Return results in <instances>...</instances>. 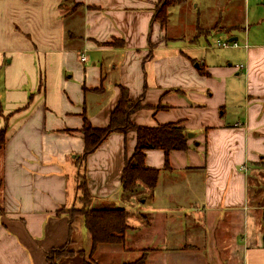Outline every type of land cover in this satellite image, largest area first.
<instances>
[{
  "label": "crops",
  "instance_id": "crops-1",
  "mask_svg": "<svg viewBox=\"0 0 264 264\" xmlns=\"http://www.w3.org/2000/svg\"><path fill=\"white\" fill-rule=\"evenodd\" d=\"M159 2L0 0V264H48L47 252L75 238L90 248L82 220L69 228L60 212L84 171L92 208L123 205L125 242L151 249L146 264H264V43L230 34L240 62L224 64L209 33L174 43L153 18ZM119 87L141 100L136 125L179 122L193 135L167 168L161 150L146 151L159 173L137 204L120 185L134 132L111 134L75 164L84 118L105 127ZM95 250L94 264L132 252Z\"/></svg>",
  "mask_w": 264,
  "mask_h": 264
},
{
  "label": "trees",
  "instance_id": "trees-1",
  "mask_svg": "<svg viewBox=\"0 0 264 264\" xmlns=\"http://www.w3.org/2000/svg\"><path fill=\"white\" fill-rule=\"evenodd\" d=\"M187 0H162L156 5L154 20L161 25L165 24L168 18L167 9L176 5H183ZM120 95L118 103L110 113L109 122L105 127H92L84 118V123L80 129L83 136V153L75 159L76 166L82 169L86 157L94 152L111 134L135 133V147L133 153L126 157L120 185L124 194L134 193L140 186L153 189L156 185L158 173L157 169L148 168L145 165V153L148 150H161L164 153V168L168 167V155L172 151H186L189 148L187 133L179 122L158 124L154 127H144L136 125L131 116L143 106L141 100H131L128 91L119 87ZM6 125L0 129V150L5 143ZM84 171V170H83ZM81 175V176H79ZM80 182L76 188L81 192V209L75 208L67 211L69 214V228L74 221L72 215H80L82 224L91 238V252L97 245H122L125 239V232L129 230L126 223V212L123 208H90L91 196L87 188L85 171L78 173ZM76 178V180H78ZM68 210V209H67ZM1 211V208H0ZM61 212V211H60ZM262 225V246L264 247V209L261 213ZM67 245L51 250L46 253L48 264H57L59 256L66 253ZM150 250H146L148 253ZM80 264H94L93 262L80 261ZM122 264H146V257L143 255L132 262Z\"/></svg>",
  "mask_w": 264,
  "mask_h": 264
},
{
  "label": "rangeland",
  "instance_id": "rangeland-1",
  "mask_svg": "<svg viewBox=\"0 0 264 264\" xmlns=\"http://www.w3.org/2000/svg\"><path fill=\"white\" fill-rule=\"evenodd\" d=\"M162 0H160L161 3ZM168 18L166 21L168 34L170 39L174 43L180 42L181 40H188L197 33H209L205 36L209 37L208 40L215 48L212 51L218 52L220 56L226 59L224 64L230 63L232 66L238 64L236 60L239 61L242 50H237L233 48H217L216 44L219 40L220 42H227L230 34H235L238 38V45L242 46L246 43L245 36L248 37V42H259L264 43V0H187L183 5H176L167 9ZM165 24V25H166ZM238 29V30H236ZM204 35V34H203ZM240 62V61H239ZM238 67V66H237ZM229 109V107H227ZM192 134V133H187ZM193 137V136H192ZM191 137V138H192ZM189 138V139H191ZM81 176V175H79ZM82 177V176H81ZM77 183L80 182V178H77ZM2 188V180L0 177V191ZM79 192V196L74 202L73 206L70 208H62L61 214L65 217H69L67 211L72 209H81V199L82 196ZM140 191L136 190L134 193L124 194V198L130 199L137 204V202L144 197ZM95 203V202H94ZM92 198L90 199L88 207L93 206ZM122 208V204H118V208ZM68 209V210H67ZM140 222H147L148 217L144 213L138 214ZM137 216V217H138ZM74 221L72 225L74 229L78 228V222L82 220L80 215H72ZM143 220H142V219ZM69 222V220H68ZM84 229V228H83ZM86 230V229H85ZM128 230L125 232L124 236ZM130 233V231H129ZM90 248L85 249L82 243H79L75 238L73 242L68 243L66 247V253L59 256L58 264H80V261L93 262L94 256H96V248L91 252V238ZM125 242V239H124ZM124 244V243H123ZM122 244V245H123ZM100 245H97L98 247ZM117 246L119 251L132 250L131 253L122 254L125 260H135L142 257L143 255L147 257L148 253L145 248H133L131 243H126L124 249L121 245H106L103 247ZM82 247V248H81ZM151 250V249H150ZM122 252H120L121 254ZM118 256V257H117ZM109 256L108 262L114 258V262L110 264H120L117 263V259L121 258L118 254Z\"/></svg>",
  "mask_w": 264,
  "mask_h": 264
},
{
  "label": "built area",
  "instance_id": "built-area-1",
  "mask_svg": "<svg viewBox=\"0 0 264 264\" xmlns=\"http://www.w3.org/2000/svg\"><path fill=\"white\" fill-rule=\"evenodd\" d=\"M216 47H221V48H227V47H237V43L236 42H220L217 41ZM85 57L83 55H81L80 60L84 61Z\"/></svg>",
  "mask_w": 264,
  "mask_h": 264
},
{
  "label": "water",
  "instance_id": "water-1",
  "mask_svg": "<svg viewBox=\"0 0 264 264\" xmlns=\"http://www.w3.org/2000/svg\"><path fill=\"white\" fill-rule=\"evenodd\" d=\"M237 38L236 37H232L230 39H228V42H236ZM193 135L192 134H188L187 137L191 138Z\"/></svg>",
  "mask_w": 264,
  "mask_h": 264
}]
</instances>
